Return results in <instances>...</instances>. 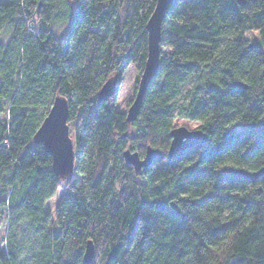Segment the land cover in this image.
<instances>
[{"label":"trees","instance_id":"1","mask_svg":"<svg viewBox=\"0 0 264 264\" xmlns=\"http://www.w3.org/2000/svg\"><path fill=\"white\" fill-rule=\"evenodd\" d=\"M155 2L0 0V264H84L87 241L91 264H264V174L222 172L264 169V0H174L127 123L115 100L130 67L134 97ZM112 76L116 94L98 103ZM57 95L74 150L66 181L32 140ZM174 118L197 123L207 143L168 160ZM147 147L161 152L149 167L124 163Z\"/></svg>","mask_w":264,"mask_h":264},{"label":"water","instance_id":"2","mask_svg":"<svg viewBox=\"0 0 264 264\" xmlns=\"http://www.w3.org/2000/svg\"><path fill=\"white\" fill-rule=\"evenodd\" d=\"M173 1L156 0L154 9L147 21L145 28L147 33V55L138 80L136 92L124 114L127 123L135 121L138 117L144 95L150 81L157 72L160 56L161 25L167 9ZM239 3L243 4L242 1H239ZM116 86L117 77L112 76L108 78L97 93V102L107 101L113 97L116 94ZM233 86L235 88H245V86L239 83H235ZM67 120V101L65 98L57 95L54 97L47 115L32 138L33 143L35 145H42L43 150L50 156L52 172L61 181L68 180L72 176L74 169L73 141L70 137ZM170 139V144L166 151L168 160L176 159L186 150L199 144L207 143V136L200 129L190 131L185 127L173 128L170 132ZM160 155L161 152L159 150L147 147L142 158L136 152L126 150L123 153V159L126 165L131 166L135 172H138L142 168L149 167ZM222 172L253 181L264 174V169L251 173L243 169L225 167L222 169ZM171 208L175 209V206L171 204ZM82 259L84 264L92 263L94 259V246L91 241L86 242Z\"/></svg>","mask_w":264,"mask_h":264},{"label":"rangeland","instance_id":"3","mask_svg":"<svg viewBox=\"0 0 264 264\" xmlns=\"http://www.w3.org/2000/svg\"><path fill=\"white\" fill-rule=\"evenodd\" d=\"M137 72L133 67L127 69V71L123 74L121 79V84L119 86L116 100H115V110L122 114L126 113V110L132 100L133 97V88L134 81L136 78ZM172 126L176 127H185L188 130H195L198 127V124L195 122L186 121L180 118H174L172 122ZM71 134V128H70ZM64 189H57L54 195L50 200H48L45 204L46 210L50 213L51 217L55 212L57 204L63 194ZM7 233V222L6 215L0 214V252H4L5 247V236Z\"/></svg>","mask_w":264,"mask_h":264}]
</instances>
